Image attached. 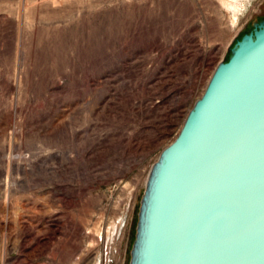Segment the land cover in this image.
<instances>
[{"label": "rangeland", "instance_id": "rangeland-1", "mask_svg": "<svg viewBox=\"0 0 264 264\" xmlns=\"http://www.w3.org/2000/svg\"><path fill=\"white\" fill-rule=\"evenodd\" d=\"M264 0H0V264H99Z\"/></svg>", "mask_w": 264, "mask_h": 264}, {"label": "water", "instance_id": "water-1", "mask_svg": "<svg viewBox=\"0 0 264 264\" xmlns=\"http://www.w3.org/2000/svg\"><path fill=\"white\" fill-rule=\"evenodd\" d=\"M129 264H264V18L150 168Z\"/></svg>", "mask_w": 264, "mask_h": 264}, {"label": "built area", "instance_id": "built-area-1", "mask_svg": "<svg viewBox=\"0 0 264 264\" xmlns=\"http://www.w3.org/2000/svg\"><path fill=\"white\" fill-rule=\"evenodd\" d=\"M126 223V214L118 216L112 225L101 227L97 236L101 244L99 264H114L116 262V245L121 239Z\"/></svg>", "mask_w": 264, "mask_h": 264}, {"label": "trees", "instance_id": "trees-1", "mask_svg": "<svg viewBox=\"0 0 264 264\" xmlns=\"http://www.w3.org/2000/svg\"><path fill=\"white\" fill-rule=\"evenodd\" d=\"M251 29H252V28L248 29V31H250ZM248 31H245V32H248ZM245 32H244V33H245ZM227 58H228V56H227ZM227 58H226V59H227ZM226 59H225V60H226Z\"/></svg>", "mask_w": 264, "mask_h": 264}, {"label": "flooded vegetation", "instance_id": "flooded-vegetation-1", "mask_svg": "<svg viewBox=\"0 0 264 264\" xmlns=\"http://www.w3.org/2000/svg\"><path fill=\"white\" fill-rule=\"evenodd\" d=\"M259 20H260V19H259ZM259 20H258V21H259Z\"/></svg>", "mask_w": 264, "mask_h": 264}]
</instances>
